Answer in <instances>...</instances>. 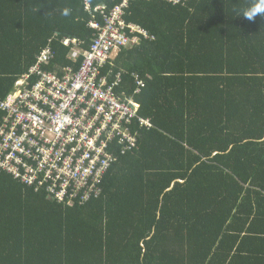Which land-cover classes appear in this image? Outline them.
<instances>
[{"label":"trees","instance_id":"16d2710c","mask_svg":"<svg viewBox=\"0 0 264 264\" xmlns=\"http://www.w3.org/2000/svg\"><path fill=\"white\" fill-rule=\"evenodd\" d=\"M256 2H130L125 21L154 39L106 71L152 126L131 123L137 147L84 205L0 170V264H236L237 240L264 234V15L244 16ZM91 20L83 0H0V102L48 44V69L71 65L64 37L90 49Z\"/></svg>","mask_w":264,"mask_h":264},{"label":"built area","instance_id":"2783aa9c","mask_svg":"<svg viewBox=\"0 0 264 264\" xmlns=\"http://www.w3.org/2000/svg\"><path fill=\"white\" fill-rule=\"evenodd\" d=\"M131 1L108 6L83 0L95 31L92 45L81 50V41L64 37L60 44L69 50L71 65L55 66L50 44L36 64L0 102L4 113L0 125V170L37 191L69 205H84L101 192V183L110 167L137 147L135 120L151 127L139 116L140 105L115 94L121 74L114 81L108 65L122 49H130L142 39L153 40L145 29L125 21ZM173 4L181 0H167ZM80 63L77 68L76 65ZM133 79L140 95L146 83ZM134 121V122H135ZM118 141L119 150L113 151Z\"/></svg>","mask_w":264,"mask_h":264},{"label":"crops","instance_id":"0c3cea01","mask_svg":"<svg viewBox=\"0 0 264 264\" xmlns=\"http://www.w3.org/2000/svg\"><path fill=\"white\" fill-rule=\"evenodd\" d=\"M65 48V47H64ZM68 57V54H67ZM68 59V58H67ZM80 63L76 65L78 68ZM19 81V80H18ZM251 238V237H249ZM256 240L254 243H251L250 246L248 244H243V240H237L236 244L234 245L233 254H237L236 249L240 248L239 253H241V259L239 258L236 264H264V234H260V236H256ZM263 239V240H262ZM238 246V247H237ZM250 258V261L247 259ZM245 262V263H243Z\"/></svg>","mask_w":264,"mask_h":264},{"label":"clouds","instance_id":"9594fccd","mask_svg":"<svg viewBox=\"0 0 264 264\" xmlns=\"http://www.w3.org/2000/svg\"><path fill=\"white\" fill-rule=\"evenodd\" d=\"M257 14L264 15V0H257V2L251 7V9L244 13V16L251 20Z\"/></svg>","mask_w":264,"mask_h":264}]
</instances>
